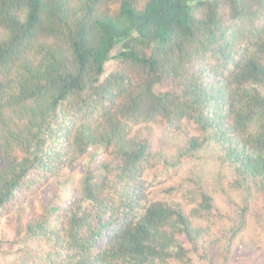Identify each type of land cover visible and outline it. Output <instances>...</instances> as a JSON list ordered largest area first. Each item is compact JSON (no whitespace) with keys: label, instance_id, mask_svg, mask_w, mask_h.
<instances>
[{"label":"trees","instance_id":"obj_1","mask_svg":"<svg viewBox=\"0 0 264 264\" xmlns=\"http://www.w3.org/2000/svg\"><path fill=\"white\" fill-rule=\"evenodd\" d=\"M146 124L182 139L180 157L214 150L231 189L264 200V0H0V217L18 213V264H193L232 247L248 207L198 226L209 194L190 214L155 199ZM94 149L80 196L24 220Z\"/></svg>","mask_w":264,"mask_h":264},{"label":"rangeland","instance_id":"obj_2","mask_svg":"<svg viewBox=\"0 0 264 264\" xmlns=\"http://www.w3.org/2000/svg\"><path fill=\"white\" fill-rule=\"evenodd\" d=\"M113 68L110 63L108 70ZM147 126L151 129L149 137L155 151L162 155L147 175L148 180L154 181L155 199L170 204L180 203L190 214L198 205L200 192L209 194L214 199L216 212L211 220H197L198 226L211 223L223 227L227 223V214L231 215L240 206L248 207L246 226L235 238L232 247L223 252L212 250L208 256L202 252L193 255V264H230L235 256L249 252H260L262 257L258 264H264L263 195L254 188L231 189L229 180L232 175L227 174L226 178L219 176L214 150L205 149L195 158L180 157L184 145L182 139L165 143L159 125L146 124L141 127ZM102 149L92 150L76 167L65 169L58 180L30 197L24 205L23 219L27 220L31 214L39 215L52 206L69 207L80 196L85 174L89 171L97 174L101 170ZM17 215L13 212L0 217V264H18V259L22 257L23 242L16 233Z\"/></svg>","mask_w":264,"mask_h":264}]
</instances>
